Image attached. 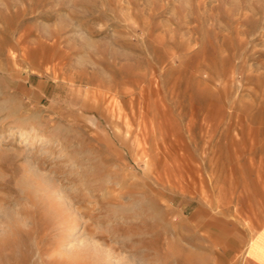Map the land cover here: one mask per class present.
I'll use <instances>...</instances> for the list:
<instances>
[{"label":"rangeland","instance_id":"374dc122","mask_svg":"<svg viewBox=\"0 0 264 264\" xmlns=\"http://www.w3.org/2000/svg\"><path fill=\"white\" fill-rule=\"evenodd\" d=\"M263 226L264 0H0V264H240Z\"/></svg>","mask_w":264,"mask_h":264},{"label":"crops","instance_id":"0c3cea01","mask_svg":"<svg viewBox=\"0 0 264 264\" xmlns=\"http://www.w3.org/2000/svg\"><path fill=\"white\" fill-rule=\"evenodd\" d=\"M104 102H106V100H104ZM94 103L98 106L97 98ZM89 107L93 108L92 106ZM108 109H110L109 101ZM120 118L121 116H117V119ZM240 264H264V226L258 231V234L254 237V240L249 243V246L245 250Z\"/></svg>","mask_w":264,"mask_h":264},{"label":"bare ground","instance_id":"6f19581e","mask_svg":"<svg viewBox=\"0 0 264 264\" xmlns=\"http://www.w3.org/2000/svg\"><path fill=\"white\" fill-rule=\"evenodd\" d=\"M103 101H104V100H103ZM22 132H23V131H22ZM22 132H21V134H22ZM57 197H58V196H57ZM57 197H56V198H57ZM60 199H61V198H60ZM75 225H76L75 222H72V225H71V228H70V229H71V230L75 229V227H76Z\"/></svg>","mask_w":264,"mask_h":264}]
</instances>
